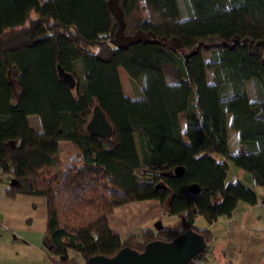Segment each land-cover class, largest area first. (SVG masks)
Returning a JSON list of instances; mask_svg holds the SVG:
<instances>
[{"label":"trees","instance_id":"16d2710c","mask_svg":"<svg viewBox=\"0 0 264 264\" xmlns=\"http://www.w3.org/2000/svg\"><path fill=\"white\" fill-rule=\"evenodd\" d=\"M187 3L184 18L178 0H118L124 33L148 41L117 49L108 0H0V186L8 199H45L50 256L89 264L193 230L207 243L194 259L211 264L212 230L196 218L213 225L240 203L257 205L252 188L226 180L232 162L264 187V0ZM119 69L141 82V95H125ZM96 106L113 127L107 139L88 130ZM61 143L79 151V165L63 168ZM146 200L183 230L115 234V210Z\"/></svg>","mask_w":264,"mask_h":264},{"label":"crops","instance_id":"0c3cea01","mask_svg":"<svg viewBox=\"0 0 264 264\" xmlns=\"http://www.w3.org/2000/svg\"><path fill=\"white\" fill-rule=\"evenodd\" d=\"M233 136L236 137V134ZM5 187L0 186V264H85L80 258L60 261L47 253L43 245L47 218L44 198L19 195L16 199H8L4 194ZM259 190L256 187L254 191L257 193ZM257 196L255 206L239 204L241 211L238 214L242 213L244 217L240 219L241 222L234 213L221 226H218L219 221L210 225L213 235L212 254L209 255L211 264H264V223L261 222L264 219V194L261 192L259 197L257 193ZM137 203L145 204L137 209L134 206ZM126 206L131 208L116 215L117 208L110 218L111 229L121 238L140 233L146 228L166 226L160 223L156 228H144L150 222L161 221L167 216L158 201L146 200ZM178 219L180 226L170 227L182 231L183 222ZM213 229H216V233L221 232L222 240L218 239V233L215 239Z\"/></svg>","mask_w":264,"mask_h":264},{"label":"water","instance_id":"95a60500","mask_svg":"<svg viewBox=\"0 0 264 264\" xmlns=\"http://www.w3.org/2000/svg\"><path fill=\"white\" fill-rule=\"evenodd\" d=\"M108 4L118 22L117 33L111 41L114 47L126 49L141 41L145 43L148 41L140 31L133 36H127L124 33V14L118 4V0H108ZM174 46L180 48V41ZM88 130L103 139H107L113 134V127L99 106L94 108L92 118L88 124ZM175 174L178 177H182V168H177ZM11 185L16 186L19 183L12 181ZM189 190L194 194L199 191V187L193 185ZM206 248L207 243L204 237L196 231L188 230L169 243L163 241L151 242L146 245L145 250L141 253L127 247L112 258L104 256L92 257L89 260V264H189L195 257L204 253Z\"/></svg>","mask_w":264,"mask_h":264},{"label":"rangeland","instance_id":"374dc122","mask_svg":"<svg viewBox=\"0 0 264 264\" xmlns=\"http://www.w3.org/2000/svg\"><path fill=\"white\" fill-rule=\"evenodd\" d=\"M42 1H44V0H42ZM178 1H179L178 5H179L181 15H182L181 17L185 18L187 15H189L186 13L187 12L186 10L188 9L187 0H178ZM139 16H141L143 18H149L150 14L147 10L141 9V11L139 12ZM119 73H120L121 82H122V86H123V90H124L125 95H127L131 99H134L135 97H138L139 95H141V82L140 81H132L123 69H119ZM208 79L211 80V72L210 71L208 72ZM247 92H248L250 98H254V86H253L252 82L248 83ZM30 122H31L32 127L37 132L41 131V126H40V122L38 120V116H31ZM181 124H182V127L184 129V127H185L184 115L181 116ZM233 135H234V132L231 131V133H230V151L234 153V152H236V149H237V145H236L237 142H236V137H234ZM61 148H62V151L60 153V160L63 163L64 169L68 168L71 165H79L81 163L82 159L79 156V153L75 147H73L72 145L61 143ZM214 157L218 160H223V157L220 155H214ZM228 164H229V172H228V177H227L226 183L240 181L246 187L252 188L253 190H256V186L253 183V179L248 172L241 170L240 168L235 166L232 162H228ZM259 189L261 190L262 194H264V187H259ZM259 191H257V193L260 197L261 192H259ZM144 204L145 203H137L134 206H136V208L139 209V208H142L144 206ZM241 204H245V203H241ZM242 206H246V205H242ZM239 207L237 209L238 211L235 212V215H236V219L241 222L240 219H242L244 217H243L242 213L238 214V212L241 211V209ZM130 208L131 207H128V206H122L116 210L115 214L116 215L121 214L122 212H125L126 210H129ZM224 222H226V217H223L219 220L220 225H218V226H221ZM261 222L264 223V219H263V221L261 220ZM160 223H163L164 225H166L168 227L171 226L173 228L176 227V225L180 226V220L177 217H171V216L167 215L164 218H162L161 221L156 220L154 222H150V224H147L146 226H144V228H146V227L156 228ZM195 225L199 228H211L210 225L208 224V222L202 216H198L196 218ZM213 231L215 232V239L217 237L216 234L218 233V239L222 240V237L220 234L221 232L216 233V229L215 230L213 229Z\"/></svg>","mask_w":264,"mask_h":264},{"label":"built area","instance_id":"2783aa9c","mask_svg":"<svg viewBox=\"0 0 264 264\" xmlns=\"http://www.w3.org/2000/svg\"><path fill=\"white\" fill-rule=\"evenodd\" d=\"M192 264H208V263H206L205 261H203L202 258L199 257V258L193 259Z\"/></svg>","mask_w":264,"mask_h":264}]
</instances>
